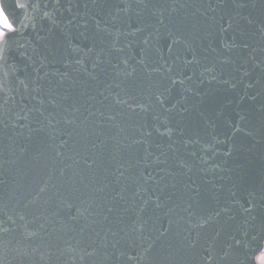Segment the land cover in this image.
Here are the masks:
<instances>
[{
    "label": "water",
    "instance_id": "95a60500",
    "mask_svg": "<svg viewBox=\"0 0 264 264\" xmlns=\"http://www.w3.org/2000/svg\"><path fill=\"white\" fill-rule=\"evenodd\" d=\"M191 2L197 6L182 8L177 4L173 10L168 0H107L96 19L101 28L112 33L106 38L108 43L119 38L117 47L124 51L104 54L103 71L97 70L99 78L92 81L82 65L75 63L81 60L91 71L96 55L105 47L97 36L88 0H61L60 4L56 0H2L18 33L6 64L0 68L4 83L0 102L7 101L0 122V145L8 161L4 164L5 183L0 185V264H170L167 257L179 244L196 237L187 223L191 214L214 215L224 206L230 211L201 233L198 264H221L219 250L231 243L232 235L242 234L245 221H251L252 216L256 228L249 231L242 264H247L251 249L264 244V233L259 230L264 218V70L254 67L257 61L264 62V32L260 31L264 0H252L247 9L214 8L216 0H212L213 7L208 6V0ZM77 12L81 15L73 19ZM161 12L167 28L157 22ZM231 13L236 30L220 33L214 28L216 21L223 16L227 27ZM247 16L254 20L253 25H248ZM84 21L87 28L77 30L74 25ZM137 26L146 31L136 32ZM175 27L186 30L178 33ZM170 29L187 41L191 51L173 45ZM65 35L72 41L71 48L65 43L45 62L44 71H68L80 84L71 86V98L64 101L70 111L49 106L45 119L31 111L39 107V98L24 93L17 77L23 79L20 69L28 63L25 51L30 53L34 47L45 51L46 43L62 42ZM233 36L237 43L249 45L233 55L249 60L241 68H249L245 81L256 84L252 89L243 84L232 88L209 82L207 74L200 77L203 66L223 52L222 42ZM193 54L200 64L185 67L178 61L185 77H191L184 85L145 72V66L149 70L158 66L161 56L191 59ZM124 59L136 68L132 78L117 74L125 67ZM229 72L225 69V79L231 78ZM234 75L239 79L241 73ZM161 92L162 106L155 100V94ZM117 94L128 104H116ZM201 97L209 103L201 105ZM74 101L78 112L71 111ZM140 102L153 107L141 111L136 107ZM186 104H195L196 110L183 112ZM65 117H74L76 122L66 124ZM29 124L31 128L25 127ZM157 157L161 161L167 157L168 164L157 163ZM177 159L186 167L179 169ZM93 160L95 164L89 168ZM167 169L179 174L167 176ZM149 176L152 179L146 181ZM45 183L47 191L41 193L39 188ZM99 187L104 191H95ZM155 195L160 196L159 208L154 205ZM111 206L118 211L110 214L109 220L95 214H107ZM245 208L252 209L251 215ZM141 223L145 229L142 235ZM165 230L169 236L161 237ZM33 232L38 234L33 236ZM105 242L107 249L102 247ZM149 245L152 251L146 255ZM180 259L191 264L186 254Z\"/></svg>",
    "mask_w": 264,
    "mask_h": 264
},
{
    "label": "snow or ice",
    "instance_id": "6c2138e0",
    "mask_svg": "<svg viewBox=\"0 0 264 264\" xmlns=\"http://www.w3.org/2000/svg\"><path fill=\"white\" fill-rule=\"evenodd\" d=\"M140 2H143V0H140ZM170 4L173 5V10H175V5L179 4L182 8L184 7H196L197 5L195 3H192L191 0H168ZM252 2V0H216V4L214 8H225L228 7L230 9H247L249 7V4ZM57 4L61 3V0H56ZM88 3L91 5L92 8V19L95 21V25L97 28V36L101 39V41L105 44V47L100 49V54L96 55L94 61L91 65V71L89 70L88 66L83 65V62L81 60H76V64H81L83 67V72L89 77L90 80L95 81L99 78L98 71H103L102 65L105 63L104 60V54L109 53L112 50H115L117 52H123L124 47H117V45L120 44L119 38H116L115 40L111 41L109 44L107 41V37H110L112 33L107 29V27L101 28V21L99 19H96V17L103 13L104 7L107 3V0H88ZM25 4H20L19 7L23 8L25 7ZM208 6L213 7L212 0H208ZM77 9L79 6H76ZM87 8L88 5H85ZM71 11V8L68 9ZM239 15V13H236ZM47 15V14H46ZM81 15L80 13H75L73 16V19H76L77 16ZM84 15H88V13H84ZM247 20L248 25H253L254 20L250 19L249 16L245 17ZM54 22V21H53ZM160 25L167 28L165 25V19H164V13L161 12L159 14V18L157 21ZM71 23V21H70ZM227 27L224 26V17L221 16L219 21H216V25L214 26L215 29H218L220 33H228L229 30L235 31L236 29L233 28V17L232 13L230 14V18L227 20ZM77 30L80 28H87V21H84V23L80 24L77 23L74 25ZM176 28V31L179 33L183 30H186L184 27ZM136 32H144L146 29L143 26H137L135 28ZM260 31L264 32V22H261L260 24ZM18 33V29L15 26V24L11 21L9 18V15L4 13L2 10H0V68L3 67L4 64L7 62V55L10 53L11 48L10 45L12 41L15 38V35ZM246 34V33H243ZM81 36H84L86 39L88 38L85 36L84 32L80 33ZM169 35L173 37L172 43L174 46H181L184 45L187 47L188 51H191L190 45H188L187 41L184 40L181 36L175 35L171 29L169 30ZM67 43L68 47L71 48L72 41L65 35V40L60 42L53 40L50 44L46 43L44 45L45 51H41L36 49L35 47L33 50L29 53L25 51L23 55L25 56V59L28 61V63L20 69V74L23 76V79H17L19 80V84L23 90L24 93H26L28 96H30L32 99L39 98V107L34 106L31 111L36 112L39 114V117H45V112L48 111V107L50 106L52 109H60L63 108L64 112H69L70 108L64 107V101H68L70 97L71 92V86L73 85H79L80 81L70 75L68 71L62 72V73H49L47 71H44L45 69V62L49 60V57H55L59 51V49H62L64 47V44ZM145 44H148V40H144ZM249 47L248 44H241L237 43V37L233 36L231 40L229 38H226L222 42V49L223 52H217L215 48L212 49L213 52H217L216 59L213 63L204 65L203 71L200 73V77H205V74H207V77L211 81H217L218 83L230 85L232 88H237L239 85L243 84L247 89H252L256 86L255 83H252L251 81L247 82L245 81V78H248L250 76L249 68L244 67L241 68V65H247L249 63V60L246 58H242L240 55L234 56L233 53L236 50H239V52L242 49H247ZM91 50V49H90ZM72 51H75V49H72ZM169 53L171 54L172 49L169 48ZM183 61V65L186 67L188 65L193 64H200L201 61L193 54L191 59L188 58V56L181 57L180 55H176L175 58H169L165 59L163 56L160 57V61L158 62V66L151 67V70L147 66H145V72H147L148 76L151 77L153 73L160 74L163 77L164 81H167L173 85L180 84L184 85L185 80H191V77H185V73L183 70H181V66L178 63V61ZM252 60H255V57H252ZM121 63L124 64V68L118 72V75H123L126 79L132 78L136 74V68L130 67L128 65L127 59H124L121 61ZM140 64L143 65V60L139 61ZM31 68L32 71H28V68ZM116 68H119V64L115 65ZM255 68L264 70V62L257 61L254 65ZM219 69V71H218ZM225 69H229V75L230 79H225ZM81 69H75V71L79 72ZM234 73H241L240 78L238 79ZM166 74V75H164ZM195 74V73H194ZM260 81L257 80L256 83H259ZM3 89H4V83L3 79L0 78V97L3 95ZM63 90V91H62ZM100 95H103L101 92ZM163 95V93L155 94V100L157 103H160L161 106L163 105V101L160 99V97ZM196 95H199V92L196 93ZM256 97H252V99H255ZM14 99V98H13ZM187 99V98H186ZM243 100V98H241ZM116 104H128L127 99L120 98L119 94L116 95V98L114 100ZM199 103L201 105L208 104L209 101L206 100L204 97L200 98ZM7 104V101L4 100L0 102V122H2V117L5 112V106ZM187 107H182V111L185 113H189L193 110H196V105L193 104L191 107L186 104ZM131 107V105H129ZM136 107L139 108L141 111H148L149 108L153 107L151 103L145 104L144 102H140L136 104ZM135 110V109H134ZM264 110V106H262V109ZM71 111L78 112L79 108L76 107L75 101L71 105ZM103 113H101L102 115ZM94 115V113H93ZM203 115V113H201ZM24 120H27L28 117L24 116ZM109 119H114V117H109ZM64 122L66 124H74L75 118H68L65 117ZM48 124L52 125V120H48ZM25 127L31 128V125H25ZM169 133L172 132V129L169 128ZM30 138V137H29ZM142 140H137L136 143H142ZM5 149L2 145H0V185L5 183V180L3 179V176L5 174L4 164L8 163L6 159H4ZM58 155H62L61 153H58ZM157 163H163L168 164V158L166 157L163 161L157 157ZM92 164H95V161L93 160L89 164V168L92 167ZM175 164L179 169H183L186 167L185 162L182 160L177 159L175 161ZM162 171H165V169H162ZM167 176H176L179 173L174 172L172 169H167ZM61 175H64L63 171H61ZM120 175H123L121 172ZM152 179L151 176L146 177L145 180ZM159 183V181H157ZM48 184L45 183L42 187L39 188V191L41 193L47 191ZM95 191L103 192L104 188L99 187L95 189ZM198 194V191H197ZM119 195V194H117ZM120 199H123V196H120ZM151 199V198H150ZM145 205H147L148 201L144 202ZM154 205L156 208L161 207L160 203V196L155 195ZM189 207L191 205L189 204ZM118 209L115 206H111L108 208V213H96V215H102L103 219L105 221L109 220L110 214H114L117 212ZM143 209H141V212ZM230 209L227 206H224L220 209V211L215 212V214H209L207 216L200 215L197 216L195 213H192V219L188 220V224L190 225V228L195 231L196 237L194 240H188L187 243L181 242L178 246L177 251L174 253H171L167 260L170 262V264H185V261L180 259L181 254L188 255L191 264H198L196 260V256L198 253V248L200 247V237L201 233L207 229L212 224L219 223V217L222 213H228ZM245 212L249 213L251 215L252 209L251 208H245ZM80 216L83 217L84 213L81 212ZM21 219H23V216H21ZM73 221H76L79 223V219L76 216L71 217ZM252 221H255V216H252L251 221H245L244 230L241 235H232L231 236V243H229L225 248H221L219 250V260L221 264H242L241 262V254L244 252V250L247 247V241L249 236V231L254 230L256 228V225L252 223ZM95 223L96 221H92ZM170 221V226H171ZM75 227V225L69 226ZM259 230L261 233H264V218H262L261 223L259 225ZM111 231V229H109ZM145 231L144 224L141 223L139 225V232L141 235ZM38 233L33 232L31 235H37ZM112 235L115 236L116 233L112 232ZM178 235V233H177ZM161 237H168L169 236V230H165L161 232ZM217 236H219V233H217ZM158 237L157 239H159ZM255 239V237H253ZM187 240V238H186ZM102 247L104 249H107L108 243L105 242ZM96 250L94 249L93 252H90L89 255H92ZM152 246L149 245V247L145 250L146 255L148 253H151ZM205 252L211 256V253L208 249H205ZM24 255H27V253H24ZM212 259H216V257H211ZM247 264H264V244H257V246L248 253V260Z\"/></svg>",
    "mask_w": 264,
    "mask_h": 264
},
{
    "label": "flooded vegetation",
    "instance_id": "af4514ba",
    "mask_svg": "<svg viewBox=\"0 0 264 264\" xmlns=\"http://www.w3.org/2000/svg\"><path fill=\"white\" fill-rule=\"evenodd\" d=\"M0 10L3 11V8H2V0H0ZM4 12V11H3ZM5 13V12H4Z\"/></svg>",
    "mask_w": 264,
    "mask_h": 264
}]
</instances>
